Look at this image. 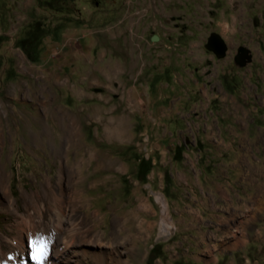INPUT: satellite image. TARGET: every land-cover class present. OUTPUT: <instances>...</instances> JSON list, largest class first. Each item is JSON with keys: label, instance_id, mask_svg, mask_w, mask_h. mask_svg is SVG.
I'll use <instances>...</instances> for the list:
<instances>
[{"label": "rangeland", "instance_id": "obj_1", "mask_svg": "<svg viewBox=\"0 0 264 264\" xmlns=\"http://www.w3.org/2000/svg\"><path fill=\"white\" fill-rule=\"evenodd\" d=\"M212 32L221 57L206 48ZM2 121L16 206L60 198L74 209L63 264L191 259L174 225L190 217L189 193L228 203L238 195L224 179L264 178V0H0ZM66 154L92 158L70 167ZM7 198L0 189V231L12 237Z\"/></svg>", "mask_w": 264, "mask_h": 264}, {"label": "crops", "instance_id": "obj_2", "mask_svg": "<svg viewBox=\"0 0 264 264\" xmlns=\"http://www.w3.org/2000/svg\"><path fill=\"white\" fill-rule=\"evenodd\" d=\"M257 174L254 170L249 174L244 173V181L240 179L237 184L224 179L226 183L222 185L225 189L236 190L238 195V198H229L228 203L224 198H220L222 203L209 198L210 193L206 188L201 187L194 198L189 193L187 208L190 217L185 222V216H182L174 225L187 230L188 253L193 257L174 259V264H264V178H256ZM224 176L227 178L230 175L225 173ZM219 189L223 196V188L219 186ZM228 204L232 210H226L230 208ZM236 216H243L242 219L247 221L245 223L253 225L255 231L251 232L250 227L245 230L244 223H235L238 219ZM234 218V225L239 228L236 233L229 230Z\"/></svg>", "mask_w": 264, "mask_h": 264}, {"label": "bare ground", "instance_id": "obj_3", "mask_svg": "<svg viewBox=\"0 0 264 264\" xmlns=\"http://www.w3.org/2000/svg\"><path fill=\"white\" fill-rule=\"evenodd\" d=\"M5 124L7 123L2 121L0 128L1 132ZM0 138H2V134ZM71 145L72 144H70V146ZM91 158L92 154L86 156L81 155V157L76 158V160L68 164L66 154L65 162L67 166L82 168ZM101 163L104 166L107 165L105 159H102ZM8 176L9 175L5 172L4 163L2 162L1 164L0 162V189L9 197L5 201L4 207L6 211L14 214V224L11 228L15 230L16 233L14 236L10 237L0 231V264H37L36 260L33 259L34 249L31 244L37 237H43L48 244V256L44 264L65 263V259L68 255L67 253L73 249L71 248L73 245L71 238L76 231V227L72 225L70 217L74 209L71 207V209H66L60 198H23V209H20L15 204L16 199L11 197ZM51 207L53 208V216L47 214L45 217V214L49 212ZM66 216L68 225L64 224L66 221H64V218ZM56 260H59V262H56Z\"/></svg>", "mask_w": 264, "mask_h": 264}, {"label": "water", "instance_id": "obj_4", "mask_svg": "<svg viewBox=\"0 0 264 264\" xmlns=\"http://www.w3.org/2000/svg\"><path fill=\"white\" fill-rule=\"evenodd\" d=\"M206 48L212 51L218 57H221L225 54L227 45L224 39L220 36V34L212 32L207 39ZM249 58L250 56L247 48L239 47L235 59L238 60L239 63L243 64L245 63L246 59Z\"/></svg>", "mask_w": 264, "mask_h": 264}, {"label": "snow or ice", "instance_id": "obj_5", "mask_svg": "<svg viewBox=\"0 0 264 264\" xmlns=\"http://www.w3.org/2000/svg\"><path fill=\"white\" fill-rule=\"evenodd\" d=\"M31 244L34 249L33 259L36 260L37 264H44L48 256L47 241L43 237H37Z\"/></svg>", "mask_w": 264, "mask_h": 264}, {"label": "trees", "instance_id": "obj_6", "mask_svg": "<svg viewBox=\"0 0 264 264\" xmlns=\"http://www.w3.org/2000/svg\"><path fill=\"white\" fill-rule=\"evenodd\" d=\"M35 25V23H32L31 26L33 27ZM34 29H31V32H33ZM23 51L25 53V55L27 56V58L29 60H35L36 58V53L34 51H30L29 48L26 47V45H22Z\"/></svg>", "mask_w": 264, "mask_h": 264}]
</instances>
